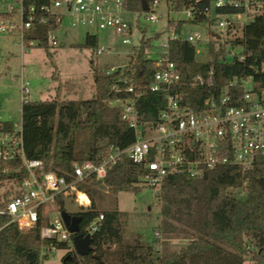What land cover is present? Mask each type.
<instances>
[{"label":"trees","instance_id":"obj_1","mask_svg":"<svg viewBox=\"0 0 264 264\" xmlns=\"http://www.w3.org/2000/svg\"><path fill=\"white\" fill-rule=\"evenodd\" d=\"M45 0H27L26 6L44 4ZM154 0H127V8L143 12V5L149 8ZM171 11L181 14L186 10L196 12L193 20L178 22L176 33L183 36L186 24L208 23L214 26L206 15L210 1L166 0ZM219 14L237 12L234 9L217 10ZM4 20L10 15H2ZM52 27L36 22L26 31L23 42L32 41L46 51L50 48L48 39ZM158 35L155 37L157 38ZM153 39L142 37L139 50L133 55L124 70L94 72L95 96L86 101L45 102L26 101L22 105L24 150L28 160L42 161L46 171L55 172L69 183L74 180V167L86 162L100 163L108 146L121 150L135 143L134 130L121 119V111L111 107L117 99H134L140 120L146 126H157L159 115L165 109V96L152 93L149 88L158 72L156 60L148 57ZM72 48H98L95 36L88 35L84 45ZM240 48L241 54L229 60L230 49ZM98 52V49H97ZM196 47L185 41L169 43V58L180 74V84L175 88L183 105L199 110L204 101L219 96L224 88L232 97L243 95L241 83L229 87L232 80L251 78L256 89L264 86V10L244 28L236 27L226 34V43L219 45L211 41L206 64L196 63ZM243 60H240V58ZM213 70V86L193 88L192 82L198 75L207 77ZM126 81V83H125ZM132 86L134 97L127 89ZM114 88L122 92H114ZM235 105V104H234ZM237 106V105H235ZM12 122H1L0 131H11ZM4 164L0 162V193L14 179L19 184L26 178L22 175H3ZM15 166H19L18 163ZM147 170L123 157L107 175L104 185L94 176L78 184L80 192L86 194L91 207L81 215L80 233H86L89 226L100 216L104 219L93 233L91 252L79 257L76 251L69 252L75 264H245L252 257L255 264H264V159H257L252 168L242 171L237 166L219 167L205 178L193 180L185 175H170L163 182L159 192L161 202L160 233L164 241L176 238L189 240L179 252L160 253L156 246L137 237L126 241V227L129 215L118 210L104 211L99 207L109 195L142 192L141 179ZM108 189L104 194L102 189ZM245 191L244 199L234 191ZM62 213L65 198L56 199ZM4 205L0 204V208ZM42 216V211H41ZM8 222L0 217V229ZM42 223L27 233L16 225H9L0 231V264H43L49 259L44 254L51 242L41 238ZM254 245V250L250 246ZM193 245L190 249L189 247ZM58 249L70 248L69 243H60Z\"/></svg>","mask_w":264,"mask_h":264},{"label":"built area","instance_id":"obj_2","mask_svg":"<svg viewBox=\"0 0 264 264\" xmlns=\"http://www.w3.org/2000/svg\"><path fill=\"white\" fill-rule=\"evenodd\" d=\"M15 1L19 4V9L15 12L20 15L21 25L0 22V37L18 29L23 46L33 48L38 42L32 41L25 45L23 36L38 22L53 28L48 35L49 43L58 47V35L66 27L111 30L122 39L123 45H133V55L140 46L135 45L134 32L139 18L145 15L146 21L157 22L159 17L156 13L161 4V0H154L146 12H135L127 8V0H45L40 6H26L27 0ZM204 1L211 3L210 9L205 10V15L220 30V34L211 33L209 44L214 41L218 46L226 43L229 30L246 27L264 10V0ZM226 9H234L237 12H217ZM183 13L187 20L196 17V12L192 10ZM127 16L132 17V20ZM177 26L178 22L172 26L169 37L162 45V52L156 59L159 70L149 88L152 93L165 96L166 106L159 115L157 126H146L140 120L134 99L112 101L111 107L120 110L121 119L134 130L135 143L124 150L113 145L108 146L100 163L86 162L75 165V176L71 183L55 172L46 171L42 161L27 159L22 123L14 124L11 131H0V162L5 165L1 173L26 175L21 184L11 179L0 193V204L4 205L0 208V217L8 218V222L0 231L9 225H16L21 232L27 233L42 223L41 238L51 242L44 254L49 257L55 254L60 243H69L68 251H75L73 236L61 217L56 199L60 196L65 199L73 198V206L78 210H86L89 205H82L78 200L79 194L82 193L78 184L87 177L94 176L96 181L104 185L108 172L117 166L123 157L146 168L148 173L141 179L140 186L143 184L158 189L159 192L163 182L170 175H185L193 180H200L219 167L233 165L246 171L252 168L257 159H264V86L262 89H256L251 78L241 81L234 78L229 87L241 83L244 92L242 96H230L226 87L219 96L205 100L199 110H192L183 105L180 94L175 93L181 78L175 64L170 61L169 43L185 41L196 47L201 42L202 35L195 33L186 37L180 36L176 33ZM105 51L106 49L102 48L97 54L102 55ZM230 57L236 58L234 50ZM116 71L112 69L108 74ZM28 86V83L22 85L23 103L28 101ZM212 86L213 70L207 77L196 76L192 82L193 88ZM127 91L134 94V97L140 96L132 86ZM114 92L122 91L114 88ZM16 163L19 166L16 167ZM49 204L56 206L59 220L45 222V208ZM103 219L104 217L100 216L83 234L92 236L99 230Z\"/></svg>","mask_w":264,"mask_h":264},{"label":"rangeland","instance_id":"obj_3","mask_svg":"<svg viewBox=\"0 0 264 264\" xmlns=\"http://www.w3.org/2000/svg\"><path fill=\"white\" fill-rule=\"evenodd\" d=\"M19 4L15 0H0V22L21 25L20 15L15 12ZM10 18L4 20L2 15ZM157 22L146 21L145 15L139 18L135 28V45L139 46L142 37L153 39L152 48L148 57L156 60L162 52V45L170 35V30L176 22L187 20L185 13L177 14L171 11L166 0H161L157 13ZM129 20L132 17L127 16ZM220 34V30L208 23L198 25L186 24L182 34L198 33L202 35L201 42L196 46V63L206 64L211 33ZM95 36L98 41V50L104 48L102 55L97 49L72 48L75 45H84L87 36ZM158 35L157 38H155ZM59 46L50 44L48 51L37 46L31 48L23 46L21 33L18 29L10 31L0 37V122L10 121L14 124L22 123V85L29 84L28 101L45 102L53 99L59 101H86L95 96L94 72L105 73L114 70H124L134 53V47L123 45L122 39L111 31H96L88 28H64L58 35ZM234 50L236 56L241 49ZM233 60L232 57L229 58ZM139 194L120 193L109 195L99 207L104 211L118 210L129 215L126 227V241L130 242L140 237L144 242L156 246L160 253L179 252L185 248L189 240L176 238L164 241L160 233L161 202L159 190L141 184ZM104 194H109L103 188ZM234 195L244 199L246 192L234 191ZM88 197V196H87ZM86 210L91 207L88 197ZM86 201V198H85ZM45 222L59 220V213L54 204L45 208ZM160 238H157V237ZM254 248V245L250 243ZM69 251L58 249L43 264H64ZM245 264H255L252 257L246 259Z\"/></svg>","mask_w":264,"mask_h":264},{"label":"water","instance_id":"obj_4","mask_svg":"<svg viewBox=\"0 0 264 264\" xmlns=\"http://www.w3.org/2000/svg\"><path fill=\"white\" fill-rule=\"evenodd\" d=\"M148 10L146 5H143V11L146 12ZM216 38H219L218 35H214ZM73 198H67L65 199V208L64 211L61 213V217L65 223V225L68 227L70 234L73 236L72 241L75 247V251L79 257H86L91 252V243H92V237L90 235H84L83 233H80V220H77L75 222L71 223L72 217H77L85 214L87 210H78L75 206H73ZM191 245L189 249L192 247ZM73 257L68 255L64 259V264H75L73 262Z\"/></svg>","mask_w":264,"mask_h":264},{"label":"bare ground","instance_id":"obj_5","mask_svg":"<svg viewBox=\"0 0 264 264\" xmlns=\"http://www.w3.org/2000/svg\"><path fill=\"white\" fill-rule=\"evenodd\" d=\"M85 198H86V201H85ZM78 200H79V202L82 204V205H88V197L85 195V194H83V193H80L79 194V197H78Z\"/></svg>","mask_w":264,"mask_h":264},{"label":"flooded vegetation","instance_id":"obj_6","mask_svg":"<svg viewBox=\"0 0 264 264\" xmlns=\"http://www.w3.org/2000/svg\"><path fill=\"white\" fill-rule=\"evenodd\" d=\"M77 220H80V221H81V217H80V216L72 217V218H71V223H72V222H75V221H77Z\"/></svg>","mask_w":264,"mask_h":264},{"label":"crops","instance_id":"obj_7","mask_svg":"<svg viewBox=\"0 0 264 264\" xmlns=\"http://www.w3.org/2000/svg\"><path fill=\"white\" fill-rule=\"evenodd\" d=\"M22 104H23V102H22ZM2 122H10V121H7V120H6V121H2ZM0 123H1V122H0ZM12 123H13V122H12ZM13 124H14V123H13ZM141 240H142V239H141ZM142 241H143V240H142Z\"/></svg>","mask_w":264,"mask_h":264}]
</instances>
